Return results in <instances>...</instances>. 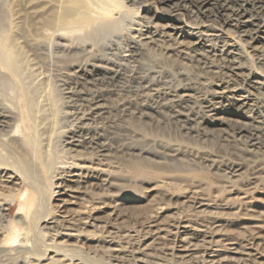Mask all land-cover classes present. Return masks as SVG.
Segmentation results:
<instances>
[{
	"label": "bare ground",
	"instance_id": "obj_1",
	"mask_svg": "<svg viewBox=\"0 0 264 264\" xmlns=\"http://www.w3.org/2000/svg\"><path fill=\"white\" fill-rule=\"evenodd\" d=\"M128 1L135 0H24V13L13 12L8 1L0 3V196L10 202L18 200L21 208L19 218L0 228V264H86L96 257H106L101 258L107 260L103 264H146L144 258L151 254L146 256L151 248L183 260L191 255L193 264H227L232 260L225 256L233 251L225 246V231L215 230L220 225L216 214L221 211L214 214L213 208L224 210L225 200L211 198L209 191L202 190L203 196L195 188L189 190L188 200L184 196L187 206L182 208L191 207L193 214H178L164 223L157 222L153 213L146 217L148 224L142 226L147 232L142 238L139 226L120 230L107 220L101 223L102 199L113 197L118 174L109 141L118 139L122 132L117 135L97 122L112 112L132 115L139 121L158 117L182 123L180 128L205 137L209 128L235 125L232 142L243 141L240 153L244 157H240L254 176L262 177L264 161L258 154L264 151V45L262 51H256L255 43L264 38V0H156L169 7L168 13L164 11L165 21L159 17L150 22L152 25L137 22L139 27L130 28V24L125 28ZM180 16L191 19L193 28H185ZM225 31L235 38L227 39ZM70 37L90 41L100 53L91 51L86 60L80 59L81 48L68 43ZM27 52L49 67L48 75L36 70L39 64L35 65ZM139 55L152 65L136 70L135 62L130 63ZM172 56L176 62H167ZM186 62L196 74L191 76L190 70L182 67ZM108 100H112L110 105ZM232 109L245 112L237 119H226ZM123 136L118 147L123 152L134 150L141 140ZM179 153L171 147L169 156ZM216 159L205 154L206 168L219 172L226 166L235 174L245 166L244 162ZM133 172L145 174L139 166ZM209 181L208 188L214 182ZM78 199L83 201L78 209L69 207L67 211ZM170 203L166 207H171ZM4 210L0 204V221H6ZM200 216L211 225L191 223ZM84 236L95 248L93 255L84 250ZM248 236L250 241L255 239ZM151 238L154 242L163 240L162 245L167 238L174 242L154 247L148 241ZM151 258L146 262L154 259V264H160L159 256Z\"/></svg>",
	"mask_w": 264,
	"mask_h": 264
},
{
	"label": "rangeland",
	"instance_id": "obj_2",
	"mask_svg": "<svg viewBox=\"0 0 264 264\" xmlns=\"http://www.w3.org/2000/svg\"><path fill=\"white\" fill-rule=\"evenodd\" d=\"M5 1H6V3H8V2L10 3V4L9 3L8 4L11 5V10L13 12H15V11L18 13H24L25 12V9L23 6L24 0H0V3L2 5L6 4V3H4ZM135 1H128L125 3L126 8L129 11L127 14V17L125 19V28H129L130 26H131L130 28H137V27H139L137 25V22H141V24L143 23L142 25H145L147 23L149 25H152L153 23H155V21H157V19L159 17L162 18L161 20L159 19L161 22L165 21L166 17L164 14L168 13V11H169L168 6H165V7L161 6V4H158V2L156 0H135ZM1 4H0V7H1ZM171 6H173V4H171L170 7ZM164 11H166V12L164 13ZM184 18H185V16L184 17L180 16V19L182 20L181 22L184 23L183 26H185V28H193L192 27L193 22H191V19L186 20ZM145 20H146V22H145ZM126 21L129 23L127 24ZM189 23H192V24L190 25ZM124 34H126L125 31H124ZM225 37L227 39H230V40H231V38L232 39L235 38V36L231 32L229 33L228 31H225ZM69 39H71V40H69L68 43L73 42L72 45L75 48L77 46L76 49L79 50L81 48L80 51H82L85 48L84 50H86V51L83 50V52H80V51L78 52L80 59L84 58V60H86V57H88L89 52H91V51L94 53L95 52L100 53L99 47L94 46L90 41H87L84 39H82L80 41V39H75V38H71V37ZM73 39H75V40H73ZM158 42L159 41H157L156 43L159 44ZM78 43H80V44H78ZM160 44H161V42H160ZM86 45H88V46H86ZM89 45H90V47H89ZM263 45H264V38H261L259 41H257V43H255V46L257 47L256 51H262ZM89 49H92V50L89 51ZM84 52L87 53V56H85L86 53H84ZM27 55L30 59H33V62H35V65L39 64V65L35 66L36 70L38 72L44 73L47 75L49 74L47 72V71H49V67H47L46 64H44L43 62H42L43 64L41 62L39 63L36 59L34 60V58H32V54H30V52H27ZM135 58H134L135 60L133 59L131 61L132 63H130V64L132 65L133 62H135L133 65L136 66V70H138V68H140L141 66H143V67L147 66L146 68H148V67H150V65H152V64H150V62L148 61V59L146 57H145L146 59L144 58V55H139V56H136ZM253 58L255 59V57H253ZM172 59H173V56L167 58L166 60L169 63L176 62L175 59H173V61H172ZM136 60L137 61L139 60V61L137 62ZM141 63H143L144 65ZM188 64H190V65H188ZM184 66H186V67H184ZM182 67L185 69L187 68L186 70H190L188 72L191 73V76L196 74L195 73L196 71L193 70L194 68L192 67L191 63L186 62V65L184 64ZM188 67H190V69ZM191 71H193L194 73ZM111 102H112V100H108L107 105H110ZM243 111L245 112V109H242V110L241 109H238V110L232 109L230 115L226 116L227 117L226 119H228L229 117L233 118V119H237V117L241 116L239 114L244 113ZM115 114H113V112L111 114L106 113L105 116H107V118H103V120H99L100 122L99 121L97 122L99 124H101V122H103L102 124H104L106 127H108L112 131V133H116L118 135L119 133L121 134V132H122V136L121 135L117 136L118 139L117 138L111 139L109 141L110 144L112 145L111 147H112V151H113V155H114V158L112 157L113 158L112 161H113V163H114V161L116 163V164H114V167H115V171L118 174H117V178L115 180L116 182H114L115 186L113 187V190L111 191L112 194L114 193L113 197L111 199H105V198L102 199L103 204H101V205L105 204L106 207L104 206L102 212H100L98 214L99 220L101 221V223L104 224L107 220V221H109V223L111 225H113V227H116V229H120V230L121 229L127 230V228H130L128 230H136V228L139 226V228H137V230H140L139 234L142 235L141 236V238H142L146 235V232H147V229L143 228V226H145L146 223L148 224V221H149V219H146V217L148 218L153 213V216L155 215L157 222L164 223L166 221H169L173 217H176V215L178 216V214L183 215V216L187 215V214H193V211L190 210L192 208L189 207L190 208L189 209L188 207H186L187 205L184 204V202H186L189 199V196H190L189 190H192V189L195 190V188H196L197 191H199V193L201 191L200 194L203 196L205 194V193H203V191L204 192L209 191L211 193L210 194L211 198L216 197V198H219L220 201L225 200V205L227 206V207L225 206L224 210L221 209L220 207L213 208L214 211H216L215 213H214L213 209H211V212L213 211L214 214L219 213L221 211V213H219L220 215L216 214L217 220L219 218L218 225L220 224L221 226L220 225L215 226L216 227L215 230L219 229L218 231H220L221 233H223L225 231L224 232L225 240L228 242L227 243L225 241L226 242L225 246H227V248H230V250H233V251H229V252L227 251L225 254V256H227V257L229 256L228 258H230V256H231L230 259H232L231 261H229L230 263L228 262L227 264H234V262H235V264L238 262L241 263L242 260L243 261L246 260L244 262L242 261L243 264H252V263L253 264L254 263L255 264H264V251H263L264 250V245H263L264 242H262V241H264V237H263L264 236L263 235L264 234V218H263L264 217V183H263L264 182V175H261L262 177H260V176L255 174V176H256L255 177L251 173L249 168L247 167L246 161L242 160L244 155L242 156V153H240V149L242 147H244L242 145L243 141L236 139V143L232 142L231 134H232L233 127L235 125H231V128L229 126H228V128L227 127L226 128L225 127L209 128L207 130L208 134L206 135V137H207L206 138L204 135H201V133L197 134L196 131H185L187 129L180 128L182 123H179L178 125H176L175 123L173 124V122L168 123V121L166 122V120L163 121L162 118H158V117L150 118L151 120L148 119L149 117H144L141 120L143 122H141V121H139V119H137L136 117H134L132 115L129 116L127 114L126 116L125 115L122 116V115L117 114V113H115ZM144 122H146V123H144ZM125 127L129 128V131L126 133H124V131H122L123 129H125ZM225 131H226V133H225ZM123 134L128 135V137H130L133 140L140 137L141 140H140V142L137 143L136 148L134 150H132V151L131 150H125L123 152V150H120L118 148L120 145V141H121L119 139L125 138V136H123ZM164 145L166 146V148H164L165 147ZM179 146H180V148H179ZM171 147H172V149L178 148L180 150L179 155H177L176 157L169 156V151H170ZM144 149H145V151H147L146 153L140 151V150H144ZM166 149L169 151L164 153V150L166 151ZM139 151H140V154L138 153ZM211 152H212V154H211ZM160 153H161V155L164 153L163 156H160ZM205 154L210 155L211 158H213V159H215V157L217 156V159H216L217 162L219 160L218 157H220L219 162L220 161H225V163H231V161H233V163H238V162L243 163L244 162L245 166L247 168L245 166L244 167L241 166V169H238V171L236 170L235 174H234V172L232 173L226 166H225V168H222L223 170L225 169L224 171L223 170H220L219 172H217L216 170L210 171L211 169L209 170V167L206 168V166H205L206 163L203 160V157ZM258 155L259 156L262 155L261 157H258V158H259V160L264 161V151H259ZM258 155H256V156H258ZM197 156H199L203 161L200 158H198ZM169 157H170V159H169ZM177 157H179V159ZM222 158H224V160ZM196 160H197V163H195ZM126 162H127V164H126ZM247 163H248V161H247ZM197 164H199V165H197ZM203 164H204L205 168H204ZM138 166L143 168V170L145 171V174L137 175L133 172V171H135L136 167H138ZM196 168L197 169L200 168V169H198L199 171ZM202 169L203 170L208 169V170L207 171H201ZM195 172L198 174H195ZM206 172H208V173H206ZM246 172H248L250 174V176ZM199 173H200V175H199ZM197 175H199V177L196 178ZM246 175H247V177H246ZM221 176H223V177L221 178ZM227 176L229 178H227ZM201 177L203 178L202 181L204 183L201 181ZM212 177L214 179H212ZM198 178H199V181H201V182L198 181ZM205 178H207V180H205ZM218 178H219V180H218ZM250 179H251V181H250ZM208 180H211L209 182L214 181L211 184V186H213V187L210 186V188H208V186H205L208 184ZM220 180L222 181L221 184L223 187H220L221 186ZM229 180H231L230 183H229ZM197 186L200 188H198ZM214 187L216 189H214ZM24 189H25V186H23L22 191ZM218 189H221V190H218ZM185 190H187V192ZM194 190H192V191H194ZM170 191L173 193H171ZM179 191L182 193V196H181V193ZM217 192H219V194ZM183 193H184V195H183ZM223 193H224V195H223ZM214 194H215V196H214ZM184 196L187 198L186 201H185ZM80 197H82V196H80ZM181 199H183V200H181ZM76 201H77L76 202L77 204L67 206L66 210L68 211L69 207L70 208L72 207V209H78V207L81 205V203L83 201L80 199H78ZM14 202H10V201H8L7 198L0 196V204L3 206V208L5 209L4 211L7 214L6 221H0L1 222L0 228H3L2 226L7 224L8 220L19 218L21 216V208L19 206V202H18V200H15ZM226 202H227V204H226ZM169 203H170L171 207H166V205L168 206ZM228 204L229 205L232 204V205L229 206ZM182 205H186V206H184L185 209H183L184 207L182 208ZM11 206H12V208L10 209ZM157 206H159V208ZM235 206H237L238 208ZM230 207H231V210H230ZM157 208L159 210H157ZM160 208H163V209L161 210ZM233 208H234V210H233ZM217 209H219V210H217ZM189 211H192V213ZM224 211H225V213H224ZM18 215H19V217H18ZM207 220L209 221V219H207L205 217L202 218V216H200V217H197L195 222H193L194 221L193 220L191 223L195 224V225H200V224L205 225V224L209 223L211 225V223L208 222ZM201 222H203V223H201ZM255 225H257V226H255ZM133 227H134V229H133ZM257 231L259 232V234ZM254 232H255V235H254ZM251 234L253 235L252 237L255 238L253 241H250V240H252V238H251V236H248ZM256 235L258 237H255ZM261 235L263 237V240H262ZM237 236L239 239L237 238ZM246 236L249 239L246 238ZM241 237H242V239H241ZM87 238H91V237H87ZM200 238L201 237H199L198 239H200ZM229 238L231 240H229ZM1 239H2V235L0 234V241H1ZM232 239H234V240H232ZM235 239H236V241H235ZM257 239L260 241L259 244H257V242H259ZM85 240H86L85 242H84V240H82L84 242L83 243L84 244L83 245L84 250L86 252H91L90 255H93L92 251L95 248L92 246L89 239H86V237H85ZM167 240L170 242H168ZM167 240L165 243H163V245H169V244L171 245L172 244L171 242H174V240L173 239L171 240V238H167ZM148 241L152 245L154 244L153 245L154 247L157 246L156 243L158 245L160 244L158 247L163 246L162 245L163 240L159 241L158 239H155V242H154V240L151 238ZM148 241H147V243H148ZM232 241L237 243V244H233V245H235L238 250L234 249L235 246L230 245V244H232ZM167 242H168V244H167ZM244 242H245V244H244ZM241 243H243V244H241ZM7 245H13V244L7 242ZM259 245H260V247H259ZM231 248H233V249H231ZM243 248H246V249L243 250ZM158 249H156L157 251L156 250L153 251V248H151L149 250V253L147 250L146 256L148 254H150V251H151V254L148 255L147 257L144 256V257H146V258H144L146 264H149V263L154 264V262H155L154 259L152 260L153 263L151 260H150V262L148 260L146 262V259H150V256H152V258L153 257L156 258V256H159L160 257V260H159L160 264H164V263L165 264H180L181 262H182L181 264H188L189 262H191L189 264L195 263V258L193 259L192 257H190L191 255L186 257V259L184 257V260H183L180 257L174 256L175 257L174 258L171 255L165 256L162 252L159 251L160 249L159 250ZM261 249H262V251H261ZM239 250L240 251L243 250V251L240 252ZM248 251H249V253H248ZM152 253L154 254V256ZM248 254L250 256H252L253 258L252 257L249 258ZM162 255H164V257L166 259ZM247 255H248V258H247ZM240 256H242V258ZM101 258L107 259L106 257H101ZM101 258L96 257L93 260H89L91 263L89 261L88 262L90 264H103V263L107 262V260H102ZM176 258L179 260H177ZM189 258H190V260H189ZM174 259H176V260H174ZM238 259L240 261H236ZM186 260H188V261H186ZM161 261H162V263H161ZM178 261H179V263H178ZM184 261H186L188 263H184ZM247 261H249V262H247ZM88 262L86 261V264H88ZM129 262L131 263V261H129ZM129 262L127 261L126 264H128Z\"/></svg>",
	"mask_w": 264,
	"mask_h": 264
}]
</instances>
